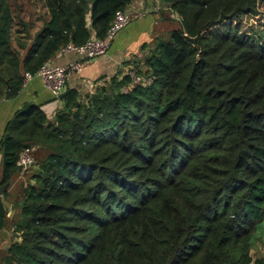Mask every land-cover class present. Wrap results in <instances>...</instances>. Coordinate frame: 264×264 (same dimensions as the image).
<instances>
[{
  "label": "trees",
  "instance_id": "obj_1",
  "mask_svg": "<svg viewBox=\"0 0 264 264\" xmlns=\"http://www.w3.org/2000/svg\"><path fill=\"white\" fill-rule=\"evenodd\" d=\"M162 1L181 24L146 57L150 83L114 75L66 90L52 119L30 102L8 122L0 187L24 148L45 155L2 264H264L251 253L264 223V29L240 27L264 0ZM131 2L0 0V94L68 42L104 37ZM37 17L31 43L16 45Z\"/></svg>",
  "mask_w": 264,
  "mask_h": 264
},
{
  "label": "crops",
  "instance_id": "obj_2",
  "mask_svg": "<svg viewBox=\"0 0 264 264\" xmlns=\"http://www.w3.org/2000/svg\"><path fill=\"white\" fill-rule=\"evenodd\" d=\"M39 9L41 10V8H38V11ZM127 9L132 14V18L119 31L111 44L109 52L85 61L83 69L69 78L66 90L76 88L83 95L107 85L109 78L114 75H126L129 69L138 67L144 72L147 71L150 67L145 60L151 54L156 40L164 38L163 34H168L181 24L179 14L162 0H132ZM44 11L42 10V12ZM171 20H176L179 25L173 26L170 23ZM35 22L40 23L35 30L30 32V35L14 32L13 40L16 45H19V42L26 45L31 43L34 35L43 25V21L38 17ZM35 22L31 28L36 27ZM24 50L22 49V54H25ZM79 59L80 56L74 52H61L60 50L52 57L55 63L62 65ZM30 102L42 104L50 119L54 117L57 110L63 109L65 106V101L62 98H55L45 86L43 80L37 75L29 80L27 85L23 86L16 95L9 97L4 90L0 94V142L5 135L8 122L19 109ZM33 148L37 158H42L45 155V150L42 148V151H38V146ZM37 167L38 165L27 171H22L20 168V171L13 176L11 184L6 189V195L3 199L7 213L4 225L0 229V264L3 263L11 244L20 238V234L15 227L17 221L21 218L24 198L23 185L31 180V176L35 172L32 169ZM2 170L3 151L0 148V181Z\"/></svg>",
  "mask_w": 264,
  "mask_h": 264
},
{
  "label": "built area",
  "instance_id": "obj_3",
  "mask_svg": "<svg viewBox=\"0 0 264 264\" xmlns=\"http://www.w3.org/2000/svg\"><path fill=\"white\" fill-rule=\"evenodd\" d=\"M131 18L132 14L127 8L118 10L104 37L93 34L82 44L71 41L62 46L61 52H74L80 56L79 60L62 65L55 63L52 58L47 59L35 73L25 72L23 86H26L29 80L37 75L43 80L54 97L60 98L66 91L69 78L83 69L85 61L107 54L113 40L119 31L130 22ZM129 74L133 83L148 84L152 80L150 74H142L138 70L132 69ZM128 88V86L124 87L125 90H128ZM35 162L36 157L31 148H24L18 161L21 170H29Z\"/></svg>",
  "mask_w": 264,
  "mask_h": 264
},
{
  "label": "rangeland",
  "instance_id": "obj_4",
  "mask_svg": "<svg viewBox=\"0 0 264 264\" xmlns=\"http://www.w3.org/2000/svg\"><path fill=\"white\" fill-rule=\"evenodd\" d=\"M33 1L36 4L40 0H33ZM39 12H41V11L40 10L38 11V9H37L36 14ZM26 20H28V18H26ZM35 23H36L35 28H31L27 25L26 26L21 25L20 27H18V28L22 29V31L20 33H25L27 35H30V32L35 30L40 22L39 23L35 22ZM170 23L173 26L179 25V23L176 20H171ZM240 27L242 30L246 29V30L256 31L257 33H262V31L264 29V6H262L260 8V11L257 15H249V16L244 17L243 21L240 24ZM171 31L168 34H163V37L164 38L169 37ZM133 69L140 71V69L138 67L133 68ZM131 70L129 69L128 72H130ZM142 72L144 73V70H142ZM36 155L38 156V154H36ZM32 170L36 171V170H38V167L36 169L33 168ZM251 241H252L251 253L253 255V258H255V259L260 258V257L263 258L264 257V223H262L258 226L256 232L252 236ZM250 264H252V263H250Z\"/></svg>",
  "mask_w": 264,
  "mask_h": 264
},
{
  "label": "water",
  "instance_id": "obj_5",
  "mask_svg": "<svg viewBox=\"0 0 264 264\" xmlns=\"http://www.w3.org/2000/svg\"><path fill=\"white\" fill-rule=\"evenodd\" d=\"M9 184H5L3 186L0 187V195L4 193V191L8 188Z\"/></svg>",
  "mask_w": 264,
  "mask_h": 264
}]
</instances>
